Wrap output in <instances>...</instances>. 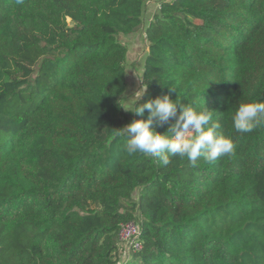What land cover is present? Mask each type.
Masks as SVG:
<instances>
[{
  "label": "trees",
  "instance_id": "1",
  "mask_svg": "<svg viewBox=\"0 0 264 264\" xmlns=\"http://www.w3.org/2000/svg\"><path fill=\"white\" fill-rule=\"evenodd\" d=\"M147 1L0 0V264H117L128 222L143 247L123 264H264V124L232 123L264 99V0H165L144 29L136 106L178 97L233 137L195 166L125 151L119 37Z\"/></svg>",
  "mask_w": 264,
  "mask_h": 264
},
{
  "label": "clouds",
  "instance_id": "2",
  "mask_svg": "<svg viewBox=\"0 0 264 264\" xmlns=\"http://www.w3.org/2000/svg\"><path fill=\"white\" fill-rule=\"evenodd\" d=\"M174 90L169 89L170 92ZM121 107L140 117L122 128V133L127 136L125 151L130 156L140 153L155 157L162 166H168L171 157L187 158L195 166L201 158L214 163L220 157L234 154L233 137L221 131L220 122L213 119V111L206 107L197 109L168 94L139 106L135 103ZM232 123L237 133H250L260 127L264 124V99L240 103L232 115ZM165 126V131L157 130Z\"/></svg>",
  "mask_w": 264,
  "mask_h": 264
},
{
  "label": "rangeland",
  "instance_id": "3",
  "mask_svg": "<svg viewBox=\"0 0 264 264\" xmlns=\"http://www.w3.org/2000/svg\"><path fill=\"white\" fill-rule=\"evenodd\" d=\"M147 16L144 15V19ZM145 25L143 26L141 31H137L133 34L129 35H121L119 40L122 44H124L127 49V57L125 62V70L126 75L128 78V90L122 100V105L127 104L129 106L134 105L137 100L140 99L141 93L143 91L142 85V73H143V66H144V59L147 53V41L145 37ZM123 109V108H122ZM128 113L129 111H125ZM93 208H98L97 206L93 205ZM139 226L140 224L137 223ZM122 252L120 255V262L117 264H123V262L127 261L130 257L128 253H126L125 247L121 244Z\"/></svg>",
  "mask_w": 264,
  "mask_h": 264
},
{
  "label": "built area",
  "instance_id": "4",
  "mask_svg": "<svg viewBox=\"0 0 264 264\" xmlns=\"http://www.w3.org/2000/svg\"><path fill=\"white\" fill-rule=\"evenodd\" d=\"M119 240L126 249V253L130 255L142 249L141 228L136 222L124 223L119 229Z\"/></svg>",
  "mask_w": 264,
  "mask_h": 264
},
{
  "label": "crops",
  "instance_id": "5",
  "mask_svg": "<svg viewBox=\"0 0 264 264\" xmlns=\"http://www.w3.org/2000/svg\"><path fill=\"white\" fill-rule=\"evenodd\" d=\"M165 0H148L146 4L145 9V16H147L146 19H144V25L147 26L149 24V21L151 17L153 16L154 12L160 7V4ZM169 1V0H166Z\"/></svg>",
  "mask_w": 264,
  "mask_h": 264
}]
</instances>
